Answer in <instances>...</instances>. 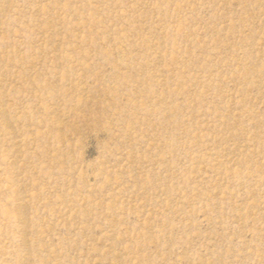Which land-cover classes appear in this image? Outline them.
I'll return each mask as SVG.
<instances>
[{
	"label": "rangeland",
	"instance_id": "obj_1",
	"mask_svg": "<svg viewBox=\"0 0 264 264\" xmlns=\"http://www.w3.org/2000/svg\"><path fill=\"white\" fill-rule=\"evenodd\" d=\"M0 264H264V0H0Z\"/></svg>",
	"mask_w": 264,
	"mask_h": 264
}]
</instances>
